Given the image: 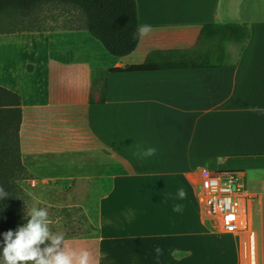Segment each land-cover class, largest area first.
I'll return each mask as SVG.
<instances>
[{"label": "crops", "instance_id": "crops-1", "mask_svg": "<svg viewBox=\"0 0 264 264\" xmlns=\"http://www.w3.org/2000/svg\"><path fill=\"white\" fill-rule=\"evenodd\" d=\"M136 4L139 26L150 31L114 67L159 69L49 59L48 103L21 107V154H100L126 170L75 177L92 179L96 220L87 237L65 244L88 249L93 264H264V0ZM207 24H246L248 39L242 49L221 45L222 64L218 46L208 54L210 46L198 44ZM228 45L238 47L235 56ZM148 148L155 154L139 155ZM204 169L239 171L246 187L249 174L246 230L210 229Z\"/></svg>", "mask_w": 264, "mask_h": 264}, {"label": "trees", "instance_id": "trees-1", "mask_svg": "<svg viewBox=\"0 0 264 264\" xmlns=\"http://www.w3.org/2000/svg\"><path fill=\"white\" fill-rule=\"evenodd\" d=\"M47 5L77 12L75 24L71 21L61 30L40 27L38 15ZM138 27L136 0H0V186L9 193L0 199V249L2 234L27 222L20 181L126 174L120 163L100 154L23 155L19 129L22 106L48 103L49 59L116 72L159 69L160 65L149 63L114 67L137 47ZM247 39L246 24H207L198 44L210 46L208 54L218 46L223 64L228 54L221 45L242 49Z\"/></svg>", "mask_w": 264, "mask_h": 264}, {"label": "rangeland", "instance_id": "rangeland-1", "mask_svg": "<svg viewBox=\"0 0 264 264\" xmlns=\"http://www.w3.org/2000/svg\"><path fill=\"white\" fill-rule=\"evenodd\" d=\"M72 20H77V12L60 6L47 5L38 15V25L45 29H64L71 24ZM72 22L75 24L74 21ZM227 47L232 56H235L238 47L229 45ZM92 155L88 153V156ZM248 176L249 174L246 176V181L249 189ZM91 180V178L63 177L20 181L19 185L24 192L26 216L33 206L47 208L52 221L51 230L63 232L66 243L72 244L75 239L87 237L86 234L94 230L91 223L96 220L97 211V197L91 196V189H94ZM210 229L219 230L213 222L210 223ZM48 243L50 242L46 241V244ZM0 264H3L2 257H0Z\"/></svg>", "mask_w": 264, "mask_h": 264}, {"label": "clouds", "instance_id": "clouds-1", "mask_svg": "<svg viewBox=\"0 0 264 264\" xmlns=\"http://www.w3.org/2000/svg\"><path fill=\"white\" fill-rule=\"evenodd\" d=\"M149 31L150 25H141L137 28V35L146 36ZM155 151V148H148L139 155L148 157L154 155ZM8 195L3 186H0V199ZM178 195L184 198L186 193L180 189ZM174 210L179 211V206ZM51 224L48 209L33 206L25 224L2 234L3 247L0 249V257L3 264H93V256L88 249L76 250L68 247L65 244V234L53 232ZM46 241L50 243L46 244ZM156 251L160 253L161 249L157 248Z\"/></svg>", "mask_w": 264, "mask_h": 264}, {"label": "built area", "instance_id": "built-area-1", "mask_svg": "<svg viewBox=\"0 0 264 264\" xmlns=\"http://www.w3.org/2000/svg\"><path fill=\"white\" fill-rule=\"evenodd\" d=\"M200 187L203 209L220 231L237 234L246 230L253 196L241 172L204 169Z\"/></svg>", "mask_w": 264, "mask_h": 264}]
</instances>
